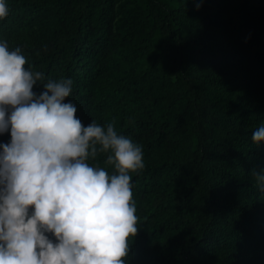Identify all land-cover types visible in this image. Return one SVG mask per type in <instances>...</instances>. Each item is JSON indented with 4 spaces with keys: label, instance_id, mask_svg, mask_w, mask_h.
I'll use <instances>...</instances> for the list:
<instances>
[{
    "label": "trees",
    "instance_id": "trees-1",
    "mask_svg": "<svg viewBox=\"0 0 264 264\" xmlns=\"http://www.w3.org/2000/svg\"><path fill=\"white\" fill-rule=\"evenodd\" d=\"M0 164V264H264V0H0Z\"/></svg>",
    "mask_w": 264,
    "mask_h": 264
},
{
    "label": "clouds",
    "instance_id": "clouds-1",
    "mask_svg": "<svg viewBox=\"0 0 264 264\" xmlns=\"http://www.w3.org/2000/svg\"><path fill=\"white\" fill-rule=\"evenodd\" d=\"M1 169L2 164H0V170ZM3 170L4 168L2 169V171H0V238L4 233L9 232L8 230L10 229H16L12 232V234H17L19 230V223L14 213L13 216L11 214L9 216L7 211L3 208L5 205H9L10 200H13L18 192V189L13 188L12 179L8 178L7 176H2ZM32 174L33 173L31 170L25 175H17V182L19 181L18 187H20L25 182L26 178L31 176ZM48 192L52 193L50 189H48ZM26 194H28V192H25V195ZM12 208L15 207L12 206ZM53 230L55 237L58 234L55 228H53ZM15 244L16 240L13 245ZM105 253L106 252L87 251L85 248L79 246L77 249L74 250L70 257L66 259V261L73 264H98L105 255Z\"/></svg>",
    "mask_w": 264,
    "mask_h": 264
}]
</instances>
